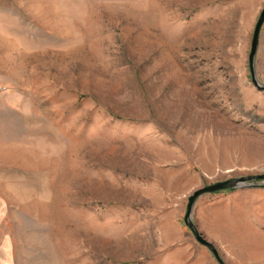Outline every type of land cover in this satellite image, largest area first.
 <instances>
[{
	"label": "rangeland",
	"instance_id": "rangeland-1",
	"mask_svg": "<svg viewBox=\"0 0 264 264\" xmlns=\"http://www.w3.org/2000/svg\"><path fill=\"white\" fill-rule=\"evenodd\" d=\"M263 8L0 0V264H219L184 214L264 174ZM252 184L195 204L224 264H264Z\"/></svg>",
	"mask_w": 264,
	"mask_h": 264
},
{
	"label": "water",
	"instance_id": "water-1",
	"mask_svg": "<svg viewBox=\"0 0 264 264\" xmlns=\"http://www.w3.org/2000/svg\"><path fill=\"white\" fill-rule=\"evenodd\" d=\"M264 25V8L262 9L257 22L254 27V31L252 34V41H251V48H250V54H249V67H250V74L252 78V82L254 86H256L259 90L264 91V86L259 83L256 77L255 73V59L259 48V42H260V34L262 27ZM264 180V174L262 175H254V176H247V177H241V178H232L229 180L217 182L211 185L204 186L198 190H196L192 195L188 198V203L186 206V211L184 214V223L185 225L190 229L192 232L195 240L206 247L215 257L217 262L219 264H224L223 259L221 258V255L217 249V247L210 242L203 233L199 230L197 224L195 223L193 219V211L195 204L197 200L205 195V194H212L217 193L221 191L226 190H233L236 188H245V187H251L256 181H262Z\"/></svg>",
	"mask_w": 264,
	"mask_h": 264
}]
</instances>
